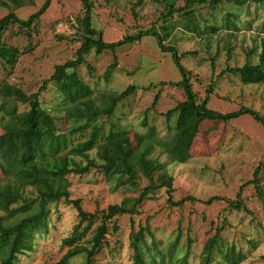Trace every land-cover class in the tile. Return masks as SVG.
<instances>
[{
    "label": "rangeland",
    "instance_id": "rangeland-1",
    "mask_svg": "<svg viewBox=\"0 0 264 264\" xmlns=\"http://www.w3.org/2000/svg\"><path fill=\"white\" fill-rule=\"evenodd\" d=\"M45 1L21 0L23 5L17 6L14 0H0V19L11 11L27 19ZM92 1V26L106 42H119L125 35H135L152 27L164 37L169 31L164 42L166 46L176 47L180 54L196 52L184 57L182 63L192 72L193 88L200 101L206 97L209 85L214 83L209 101L211 109L229 113L245 106L264 114L263 85H245L234 74L221 73L227 66L245 64L250 49L257 50L252 51L251 60L258 62L264 36V2L251 0L241 6L224 2L215 9L198 5L202 28L205 24L219 27L209 40L185 29L178 15L164 22L160 17L166 8L162 0ZM183 4L184 0H176L177 7ZM85 14L86 8L81 0H52L33 29L32 38L17 33L20 32L18 25H13L4 37L9 45L19 46L21 50L32 47V50L22 53L13 66L0 58V84L8 81L27 93L41 90L44 108L57 117L63 129L78 126L81 121L66 118L63 109L69 103L64 101L57 84L49 78L56 65L76 56L85 34L79 20ZM228 20L230 26H227ZM234 23L238 28L233 26ZM209 41L210 48L207 47ZM254 44L258 45L257 49H253ZM114 63L116 65L112 67ZM78 73L93 90L92 98L100 107L109 103L113 94L122 92L131 84L137 85L134 93L117 104L113 116H103L99 122L104 124L105 133L111 122L126 128L134 147L141 145L144 135L154 129L160 142L156 141L153 157L164 162L174 177L173 199H186L183 206H173L168 202L166 188L162 187L143 203L139 213L117 216L119 231L107 235L110 246H104L97 254L95 264H135L129 247L132 228L134 226L138 231L140 226L146 225L155 235L157 244L153 254L157 258V250L168 249L180 232L178 247L181 255L190 243L188 264H200L205 243L216 233L217 227L222 226L219 248L226 250L235 246L245 252L247 258L241 264H264V193L260 196L253 184L243 189L248 210L230 208L224 200L205 203L213 196L236 200L242 185L254 178V171L264 163L263 124L250 112L228 122L206 120L200 126L186 161H173L164 143L173 137L177 115L168 118L166 113L185 96L181 88L163 86L160 82L180 81L183 76L173 52L160 47L157 35H144L141 40L117 45L114 51L101 54L93 49L86 55V62L79 66ZM46 81L47 86L41 89ZM158 93L160 98L154 105ZM16 106L19 112L29 108L22 102ZM3 114L4 111H0V117ZM90 130L88 128L84 135L76 134L70 144L88 138ZM262 176L264 192V173ZM68 178L71 182L70 199H80L83 208L89 212L106 209L123 197L137 196L148 183L143 177L139 185H127L130 190L123 186L113 191L97 168L83 175L71 173ZM77 221L78 211L73 204L66 200L52 204L48 231L35 236L34 249L20 254L19 263L58 261L68 250L63 239L72 232ZM91 233L92 230L87 237ZM147 241L152 244L149 233ZM219 248L214 252L212 264H226ZM83 261V257H77L72 264H82Z\"/></svg>",
    "mask_w": 264,
    "mask_h": 264
},
{
    "label": "trees",
    "instance_id": "trees-1",
    "mask_svg": "<svg viewBox=\"0 0 264 264\" xmlns=\"http://www.w3.org/2000/svg\"><path fill=\"white\" fill-rule=\"evenodd\" d=\"M51 1L46 0L42 7L27 19L21 18L14 11L0 19V58L5 63L13 66L22 53L32 50V47L21 50L19 46L7 44L4 39L6 32L13 25H18L20 32L17 33L32 38L33 29L49 8ZM81 1L86 8L85 16L79 20L85 31L82 45L73 59L56 65L49 78V81L57 84L64 101L69 103L63 109L66 118L76 122L81 121L80 125L61 128L57 117L44 108L41 90L27 93L8 81L0 84V111H4L0 117L2 131L0 133V264H20L19 255L34 249L35 236L48 231L51 205L62 200L74 205L78 211V221L72 232L63 239V244L68 246L66 253L58 261L45 264H72L77 257L84 258L82 264H95L97 254L104 246H110L107 235L119 231V224L115 218L139 213L143 203L162 187L166 188L168 202L173 206H183L186 201V199L179 201L173 199L174 177L167 171L164 162L153 157L155 145L160 142L156 138L154 129L144 135L142 144L138 147L133 146L134 141L129 131L116 122H111L109 131L105 133L104 124L100 123L99 119L103 116H113L117 104L134 93L138 87L131 84L122 92L113 94L110 102L105 106H97L92 98L93 90L78 73L79 66L86 62V55L93 49L97 54L107 50L114 51L117 45L141 40L144 35L155 34L159 38L160 47L173 52L183 79L176 82H160L163 86L173 85L181 88L185 96L166 113L168 118L177 115L173 137L164 143L173 161L181 163L186 161L200 126L206 120L228 122L232 118L250 112L264 126V114L249 107L243 106L238 111L229 113L211 109L209 101L214 92V83L209 85L206 89V97L200 101L198 93L193 88L192 72L182 63L184 57L195 55L196 52L185 51L180 54L176 47L166 46L164 42L170 35L169 31L164 37L152 27L141 30L135 35H125L119 42H106L102 34L92 26L93 1ZM248 1L251 0H184L183 6L177 7L176 0H162L166 8L160 17L164 22H168L178 15L185 29L206 36L210 40L211 36L218 32L219 27L215 24H205L202 28L197 6L204 5L215 9L224 2H233L241 6ZM253 1L264 2V0ZM14 2L17 6L23 5L21 0ZM227 26H230V20ZM233 26L238 28L235 23ZM254 45L253 49H257L258 45ZM207 47L210 48V41ZM252 51L257 50L247 51L245 64L227 66L221 73H232L245 85L264 87V36L257 63L251 60V55L254 53ZM115 65L116 63L111 66ZM46 86L47 81L41 89ZM159 98L160 93L156 95L154 105ZM18 102L28 104L29 108L19 112L16 106ZM88 128L91 129L88 138L70 144L76 134L84 135ZM92 168H97L104 174L113 191L123 186L130 190L127 185H139L143 177L148 183L142 187L137 196H126L120 202L110 204L106 209L89 212L83 208L80 199H70L71 182L68 175L71 173L83 175ZM263 173L264 163L256 168L254 178L242 185L236 200L213 196L205 203L212 204L224 200L230 208L248 210L243 200V189L253 184L258 194L262 196ZM222 229V226L217 227L216 233L205 243L200 264H212L214 252L219 248L222 239ZM90 230L92 233L87 237ZM148 233L152 238L151 245L147 241ZM180 237L179 232L168 249L157 250V258L153 254L157 244L156 238L149 225L140 226L138 231L133 226L129 247L132 249L135 264H188L190 243L185 253L181 255L178 247ZM219 249L226 264H241L247 258V254L237 250L235 246L226 250Z\"/></svg>",
    "mask_w": 264,
    "mask_h": 264
}]
</instances>
